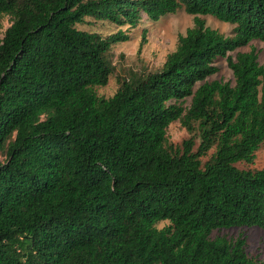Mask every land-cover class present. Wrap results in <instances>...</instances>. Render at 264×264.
Here are the masks:
<instances>
[{
	"label": "trees",
	"instance_id": "trees-1",
	"mask_svg": "<svg viewBox=\"0 0 264 264\" xmlns=\"http://www.w3.org/2000/svg\"><path fill=\"white\" fill-rule=\"evenodd\" d=\"M180 10L194 26L163 67L99 96L114 74L107 56L129 36L77 26L136 27ZM6 17L0 264H264L244 239L211 238L264 229V169L236 166L264 144V64L255 50L230 55L264 42V0H0V29ZM218 58L233 85L207 81ZM175 122L191 134L181 146L168 136Z\"/></svg>",
	"mask_w": 264,
	"mask_h": 264
},
{
	"label": "rangeland",
	"instance_id": "rangeland-1",
	"mask_svg": "<svg viewBox=\"0 0 264 264\" xmlns=\"http://www.w3.org/2000/svg\"><path fill=\"white\" fill-rule=\"evenodd\" d=\"M204 19L208 27L226 36L234 34L235 25L221 22L211 16H206ZM2 24L0 37H3L5 30L11 25L10 18L6 17ZM193 26L194 16L183 10L167 15L159 21H151L147 16H144L136 27H130L129 25L117 26L109 22L93 21L91 19H87V23L84 25H78L79 30L97 33L104 37L119 31H123L129 36L126 42L114 45L109 52L107 58L114 68V74L105 87L97 89L98 95L106 98L112 97L119 88V80L132 74H147L159 71L163 67L167 56L176 50L180 35H185L187 30ZM251 50H255L259 63L263 65L264 42L262 41H253L248 46L230 53V55L236 56L238 52H250ZM215 65L218 72L208 78L207 81H219L233 85L235 83L234 75L226 58H218ZM190 103L191 99L189 98L184 106L189 107ZM168 136L174 145L181 146L184 140L191 137V134L180 122H175L170 125ZM195 140L197 147L200 140L198 137ZM209 157L204 158L203 161L206 162ZM236 166L241 170L264 169V144L256 152L253 163L240 162ZM167 225L168 222H162L158 224V228H164ZM211 238L244 239L246 254L257 261L264 260V229L258 227L219 229L212 232Z\"/></svg>",
	"mask_w": 264,
	"mask_h": 264
}]
</instances>
